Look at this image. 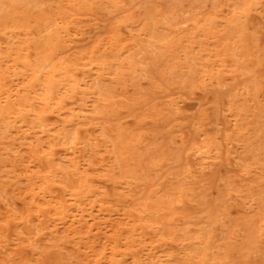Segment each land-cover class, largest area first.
Returning a JSON list of instances; mask_svg holds the SVG:
<instances>
[{
  "label": "rangeland",
  "instance_id": "obj_1",
  "mask_svg": "<svg viewBox=\"0 0 264 264\" xmlns=\"http://www.w3.org/2000/svg\"><path fill=\"white\" fill-rule=\"evenodd\" d=\"M0 264H264V0H0Z\"/></svg>",
  "mask_w": 264,
  "mask_h": 264
},
{
  "label": "bare ground",
  "instance_id": "obj_2",
  "mask_svg": "<svg viewBox=\"0 0 264 264\" xmlns=\"http://www.w3.org/2000/svg\"><path fill=\"white\" fill-rule=\"evenodd\" d=\"M46 11V10H45ZM256 25V24H255ZM46 118H49V117H46ZM89 132V131H88ZM107 186V185H106ZM109 186V185H108ZM109 189V188H108ZM110 190V189H109ZM43 221V220H42ZM42 221H40V222H42ZM10 232V231H9ZM9 234V233H8ZM1 246H3V245H1ZM23 253V252H22ZM139 253V252H138Z\"/></svg>",
  "mask_w": 264,
  "mask_h": 264
}]
</instances>
